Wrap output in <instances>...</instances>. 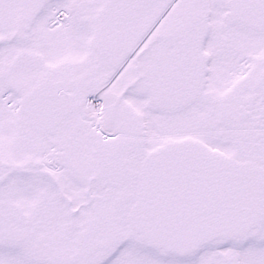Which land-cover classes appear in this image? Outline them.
I'll return each instance as SVG.
<instances>
[{
  "label": "snow or ice",
  "instance_id": "1",
  "mask_svg": "<svg viewBox=\"0 0 264 264\" xmlns=\"http://www.w3.org/2000/svg\"><path fill=\"white\" fill-rule=\"evenodd\" d=\"M0 264H264V0H0Z\"/></svg>",
  "mask_w": 264,
  "mask_h": 264
}]
</instances>
